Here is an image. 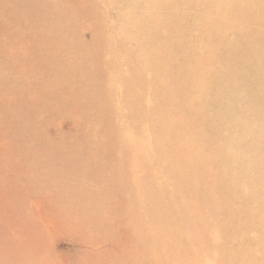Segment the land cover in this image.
Listing matches in <instances>:
<instances>
[{
    "label": "rangeland",
    "instance_id": "obj_1",
    "mask_svg": "<svg viewBox=\"0 0 264 264\" xmlns=\"http://www.w3.org/2000/svg\"><path fill=\"white\" fill-rule=\"evenodd\" d=\"M212 1L0 0V147H5L0 148V215L7 226L16 220L15 213L23 212L22 224L32 225L39 237L42 232L46 244L52 246V256L60 257L64 264H106L111 261V254L103 253L119 252L111 250L107 242L100 243L111 238L98 235L101 215L107 212L108 225L120 221L118 231L124 232L136 223L129 216L133 208L127 205L134 189L143 187L155 194L160 189L168 190L170 196L177 190L170 176L178 168L159 159L158 148L167 133L171 138L167 144L171 156L178 160L175 151L184 148L175 144L174 139H186L188 134L179 123L182 115L175 114L180 102L170 104L167 98H182L180 94L188 92V98H198L201 93L199 98H220V103L230 107L232 102H242L254 109L258 105L261 118L256 126L261 121L264 124V0H216L211 4ZM223 28H229L224 30L227 34L222 32ZM159 29L164 31L163 35ZM149 47L155 51L162 47L167 56L176 60L165 68L171 75L165 76L167 94L161 89L159 73L151 65L145 73L147 67L138 59L148 54L152 61L158 60V53L152 55ZM235 56L260 65L258 75L246 77L244 71L249 68L241 65V70L233 61ZM212 57V65L218 62L217 66L209 63L206 68L197 64L201 60L211 61ZM183 75L188 77V83L179 82ZM194 77L202 85L211 79H219L220 83L215 82L216 88L203 86L205 93L192 90L190 95L188 86ZM140 84L147 87L139 88ZM24 121L27 126L22 127ZM225 122L226 117L222 116L221 123ZM231 131L236 136L246 135L244 128L237 133L231 126ZM22 132L38 144L22 143ZM243 137L245 140L238 148L226 147L224 151L237 155L244 168L250 159H264V139L258 133L255 139ZM193 144L205 148L202 156L206 167L198 178L200 194L214 183V170L210 168L214 150L209 138L200 133L194 135ZM248 148L263 156L249 153ZM147 149L152 152H146ZM228 178L238 181L237 188L242 192L232 199L236 219L248 213L252 219L247 226L263 225L264 218L254 215L253 206L248 203L250 210L244 211L241 202L251 192L262 193L264 181L244 171L230 173ZM190 179L186 178L187 182ZM31 193L30 202L43 200L46 206L25 211L13 205ZM196 197L185 201L189 211L208 205L202 204L203 198L196 204ZM138 201L143 211L152 202L141 198ZM105 206L107 209L102 208ZM223 218V212H214L208 224L214 228ZM232 226L237 227V223ZM197 248L203 262L209 263V254H205L206 258L203 247ZM259 255L256 253L257 258L264 256ZM8 261L7 254L0 258V264Z\"/></svg>",
    "mask_w": 264,
    "mask_h": 264
},
{
    "label": "bare ground",
    "instance_id": "obj_2",
    "mask_svg": "<svg viewBox=\"0 0 264 264\" xmlns=\"http://www.w3.org/2000/svg\"><path fill=\"white\" fill-rule=\"evenodd\" d=\"M214 1L210 3L211 4L213 2L216 3V0ZM236 1H240V0H236ZM151 2L149 1V3ZM250 2L252 1L250 0ZM259 2L260 1H258V3ZM261 3L260 5H262ZM225 4L226 2L224 3V5ZM230 5L232 4L230 3ZM234 6H237V2ZM247 6L246 7L241 6V7L249 10ZM240 11L238 10V12ZM252 11L253 10H250V12ZM255 13L253 15H255ZM156 14H158V12ZM256 14L258 15V13ZM227 15L229 16V14ZM261 16H263V14H261ZM225 18H227V16ZM227 19H231V18H227ZM157 25L155 27L156 29L158 28ZM230 25H227L225 27H228ZM155 28L153 27V29ZM229 28H232V26ZM229 28H225V29H229ZM225 29L223 28L222 32ZM236 30H233V32ZM230 31H232V29H230ZM159 32L162 34L164 31L162 32L159 29ZM145 35L147 36L148 34ZM141 40H145V39L141 38ZM139 44L140 43H138V46ZM162 47L157 51L149 47L151 48L149 53H151L152 55H156L158 53V55L160 56L157 61H152L149 58L148 54L141 55L138 59L141 62H143V64L147 67V69L144 70L145 73L148 74L150 65L154 70H156L159 73L161 77V82H163L160 83L161 89H163L164 93L167 94L169 90L166 87V82H164L165 76L167 77L171 75L168 74L165 68L168 63L171 62L175 63L176 60L173 59L171 56H167L165 54L166 52L164 51V48ZM238 48L242 49L241 47ZM236 49L234 48L233 50L235 51ZM207 53L209 52H206V54ZM215 53L217 52L215 51L214 55ZM211 55L208 56L206 55V58H208L209 56L211 57ZM224 55L226 56V54ZM230 55L232 56L233 54ZM201 57H203V55ZM222 59L220 58V60ZM193 61L196 62L195 60ZM213 61L214 60L212 57L211 61L210 59L204 61L201 60L197 64H199V66L203 65L206 66V68H208L207 66L209 65V63H211V66L218 64V62H216V64L212 65V63H214ZM233 61H236L239 67L241 65L242 67L243 65H246L247 68H249L248 70L245 71L243 70L244 74H246L245 75L246 77L247 75L249 76L251 75V77L255 76L256 74L258 75L259 67L261 70L260 65L258 67V65L253 64L252 61L246 60L245 57H243V59L242 58L239 59L236 57L235 60ZM233 61L231 63L234 64L235 62ZM263 64L264 63H262L261 65ZM191 68H193V66ZM231 68L233 69L232 66ZM242 69L243 68H241V70ZM241 70L239 71L242 72ZM186 72L189 71L186 70ZM237 73L238 75L240 74L239 72ZM202 75L204 76V74ZM186 77H187L186 75L185 76L183 75L179 79V82H181L182 84L184 82H187L186 79L188 77L187 78ZM206 78L207 77L205 78L202 77V79H206ZM212 81L213 80L211 79L210 81L205 82V85H202L203 83L198 78L194 77L192 79V84L191 85L189 84L188 88L191 89L190 92L193 90L196 94H198L201 91H204L205 93V90H202L203 86L208 87V85H214L215 82L217 81L218 82L216 84L220 83L219 79H217V81L215 82ZM238 81H240V79ZM145 87H147V84L139 85V88H145ZM216 87L218 86L214 85V88ZM187 93L188 92L180 94L182 98H167L166 100V102L170 104L174 103L175 101L180 102L179 105L176 107L178 110L175 112V114L182 115L180 118L181 121L179 123L181 128L187 129L186 134L188 135L186 139H184V136H178L177 138L174 139V142L179 147H182L185 150L179 148L175 151V155L178 156V160L175 159L174 156H171L170 149L168 148L167 145L170 144L171 138L168 137L167 133L164 134L162 144H160V147L158 148V158L167 161L166 162L167 165L170 166L171 163L178 168V172L170 176V178L175 182L177 190L172 196H170L168 190H165L163 192L162 189H160V191L155 194L153 193L154 191L149 192L143 187H141L139 190L134 189V192L129 197V201L127 205L129 206V208L130 207L133 208V210L132 209L129 210V216L135 219L136 223L134 225L132 224L127 226L124 232L118 231L119 230L118 228L121 224L120 221L115 220L114 224L108 225L109 218L107 212L101 215L100 218L101 225H99L100 229L98 235L111 237V238L105 239L100 243L107 242L111 250L119 252V255H113L109 251L103 253V254L106 253L111 254V261L107 262L106 264H264V256L262 258L256 257V253H259L260 255L264 254V240H263L264 224L259 226L258 228L247 226V224L252 219L248 213H246L244 217L236 219V213L235 210L233 209L235 204L233 203L232 199L235 196H241L242 192L237 188L238 181L228 180L229 179L228 175L230 173L240 174L244 171L246 175L249 172L251 176H253V178H256L257 180L261 179L264 181V159L260 160L258 157H256V160L250 159L249 160L250 162L247 163L243 168L242 164H239L240 159L237 155L231 154L229 151L227 152L224 151V148L226 147L238 148L240 142L245 140L243 136H245V138L247 137V138L255 139L258 133V136L264 139V124H262L261 121L260 126L259 127L256 126L257 120L261 118V113L258 110V105L256 106V109H254L253 107H249L242 102H232V107H230L229 104L220 103V98L209 99V98H203V96L202 98H199L201 96L200 95L201 93L198 95L199 96L198 98H194L193 96H190L193 95L192 92L189 95L192 98L190 97L188 98ZM195 100H199V102L195 103ZM258 104H260V102ZM222 116L226 117L228 123L227 122L221 123ZM231 120L232 121L234 120L235 122H232ZM230 122H232V124ZM24 126H27L25 121L22 124V127ZM231 126L235 131H237V133L240 132L239 130H242L244 128L246 135L242 134L241 136H236L235 134L232 133ZM199 133L200 135H204L209 138V145L213 147L214 150L213 158L211 159L210 162V168L214 170L213 173L214 183L210 184V186L208 188H205L204 191L201 192L200 194L198 193V189L200 187L198 178L199 176H202L204 174L203 169L206 167V162L202 156L205 148H200V146H195L193 144L194 135L195 134L198 135ZM20 141L25 144L31 142L34 145L38 144V142H35V138L33 139L32 137L30 142L26 136V133L24 132H22ZM22 145L24 147L26 146L24 144ZM0 148L4 149L5 147H0ZM254 148H248L249 153H253L256 156L259 155L260 157H262L263 155L261 156V154H258L257 153L258 150ZM148 151L152 152V149H147L146 152ZM245 156L248 157V152L245 153ZM146 164L147 163H145V165ZM190 177H194V179L191 180ZM186 178H189L190 182H187ZM132 180L135 181V176ZM136 181H139V176ZM1 184H2V179L0 174V185ZM245 186H247V184H245ZM261 189L262 188H260V190ZM32 190L34 191L35 188H32ZM219 192H223V194L226 195L223 194L220 195ZM200 195L201 197L199 198ZM195 196H197L196 204H199L201 202V199L203 198L204 200L202 199L203 200L202 204L207 203L208 205L201 207L197 206L196 207L197 209L195 211H189L188 206L185 205V201ZM32 197L33 194L31 193V195L25 197L24 199H20L16 204L13 205L15 207L21 206L25 211H26L25 208H29L34 211L35 209L39 210L41 207L46 206V203L43 200L30 202V199ZM171 197L172 198L175 197L174 199L176 201L173 200ZM219 197H221L222 200H219ZM140 198L143 201H148V200L152 201L149 208H147V210L145 211L141 210L142 206L140 207V201H138ZM2 203H3V197L1 196L0 207L2 206ZM248 203H250V205L253 206V208L252 207L251 208L253 210L254 215L264 218V191L262 193H257V194L255 193L253 194V192H251V196L249 198L242 199L241 208L244 211H247V209L250 210V207H248L250 205ZM102 208L107 209L106 206ZM197 210H200V212L197 213ZM214 212H223L224 218L222 221L214 225V228H211L208 223H210L212 214ZM22 213L23 212L15 213L14 217L16 220L11 221L9 226L6 225L5 219L3 218V216L0 215V228H2V231L0 232V258H2L5 254L9 255V261L6 264H64L63 260L60 257L52 256V246H48V244H46L42 232L40 233V237H39L37 230L32 225L22 224V221L24 219V217L23 218L21 217ZM234 222L237 223V227L232 226V223ZM112 226H114L115 228H112ZM86 228L89 229L90 227H86ZM10 234H12L13 237H11ZM25 241H27V243H24ZM197 246L203 247L202 251L204 252L205 257H206L205 255L206 253L209 254V258H210L208 259L209 263L208 261L203 262ZM21 253L26 254V256L20 257Z\"/></svg>",
    "mask_w": 264,
    "mask_h": 264
}]
</instances>
